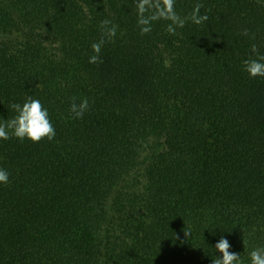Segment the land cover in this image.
<instances>
[{
  "label": "trees",
  "instance_id": "trees-1",
  "mask_svg": "<svg viewBox=\"0 0 264 264\" xmlns=\"http://www.w3.org/2000/svg\"><path fill=\"white\" fill-rule=\"evenodd\" d=\"M196 3L203 24L142 35L135 0H0V122L31 95L55 128L0 140V264H211L221 237L250 264L264 247V77L242 70L264 54V0L175 8ZM104 19L116 36L89 63Z\"/></svg>",
  "mask_w": 264,
  "mask_h": 264
},
{
  "label": "clouds",
  "instance_id": "clouds-1",
  "mask_svg": "<svg viewBox=\"0 0 264 264\" xmlns=\"http://www.w3.org/2000/svg\"><path fill=\"white\" fill-rule=\"evenodd\" d=\"M203 4L196 3L190 14L180 16L175 8V0H135L137 14V25L140 33L147 34L152 31L153 22L159 20L169 21L166 31L175 34L177 28L184 27L190 20L192 23L200 25L208 20V15L201 14L200 9ZM117 25L111 20L100 21L101 37L91 44L93 54L89 57V63H102L100 53L106 41L116 36ZM242 35H248V30L244 29ZM242 70L250 77H264V54L259 52L258 47L251 45L249 55L242 61ZM10 108L14 115L11 118L0 122V140L16 138L18 140H30L33 143L42 139L51 141L55 137V128L52 125L47 109L41 101L31 95H27L22 103H12ZM89 109L87 98L79 102L73 98L69 106L72 118L80 119ZM9 182V173L6 169L0 168V184ZM185 238L191 235L189 231H184ZM231 245L226 238L221 237L214 245L215 252L220 255L211 260V264H242L240 254L230 252ZM250 264H264V247H258L249 253Z\"/></svg>",
  "mask_w": 264,
  "mask_h": 264
}]
</instances>
